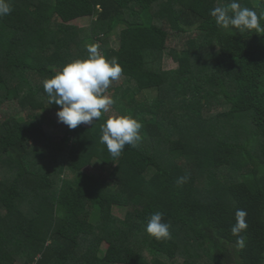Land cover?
I'll list each match as a JSON object with an SVG mask.
<instances>
[{"label": "trees", "instance_id": "obj_1", "mask_svg": "<svg viewBox=\"0 0 264 264\" xmlns=\"http://www.w3.org/2000/svg\"><path fill=\"white\" fill-rule=\"evenodd\" d=\"M9 2L0 18V264H264V32L218 27L210 11L231 0ZM238 2L264 13V0ZM87 17V28L71 24ZM91 44L118 58L120 84L94 125L69 129L43 82L86 59ZM126 114L143 139L114 158L101 125ZM93 162L105 175L88 171ZM237 209L247 212L243 250L231 233ZM155 212L170 239L146 232Z\"/></svg>", "mask_w": 264, "mask_h": 264}, {"label": "clouds", "instance_id": "obj_2", "mask_svg": "<svg viewBox=\"0 0 264 264\" xmlns=\"http://www.w3.org/2000/svg\"><path fill=\"white\" fill-rule=\"evenodd\" d=\"M9 0H0V18L12 12ZM210 16L215 19L218 27L224 30L231 28L240 32L256 30L264 32L260 15L256 11L242 7L238 0H231L226 6H215L210 11ZM99 46H87L86 59H76L64 66L54 77L43 82L44 92L47 94L49 104L55 103L60 110L56 113L58 122L69 129H75L80 124L94 125L102 113H107L115 103L107 93L110 84L118 80L123 68L117 57L106 58L98 50ZM142 123L131 114L114 115L101 125V143L115 158L119 157L126 145L136 148L142 141ZM188 177H179L178 185L187 182ZM247 212L237 209L235 212L236 223L231 227L235 236L236 247L243 250L246 246L242 233L248 228L246 222ZM170 222L164 221L161 212H155L148 220L146 232L157 240L171 238Z\"/></svg>", "mask_w": 264, "mask_h": 264}, {"label": "rangeland", "instance_id": "obj_3", "mask_svg": "<svg viewBox=\"0 0 264 264\" xmlns=\"http://www.w3.org/2000/svg\"><path fill=\"white\" fill-rule=\"evenodd\" d=\"M252 3L254 2H257L258 0H251ZM91 18L90 17H87V18H82V19H78L76 21H73L71 24L73 25H76L78 27H82V28H87L88 25H90V22H91ZM121 27H119L118 30H120ZM118 30L116 29L114 31L113 34H111L109 36V39L111 41L112 44H114V42H117V34H118ZM195 34L192 33L191 34V37H194ZM169 44H173L172 42H169ZM176 44H180L181 43H176ZM120 83H117L116 81H113L111 84H110V87L109 89L107 90V93L108 95H110L111 97L113 96V87L116 86V85H119ZM154 96V92H149L148 93V97L149 98H153ZM23 115V114H21ZM45 133L50 136L52 139H57L58 137H60L62 135V133H53V130L49 127H45ZM12 138L15 142H19L21 140H23L25 138V134L19 130L17 131H14L12 134ZM88 171L93 174V175H96V176H99L100 173H102V175H105L104 173V169L101 168V165L99 164V162H93L91 166H89L88 168ZM222 173L228 178V175H229V171L227 169H224L222 171ZM114 214L118 217V218H123L124 217V213H125V210L124 209H114Z\"/></svg>", "mask_w": 264, "mask_h": 264}]
</instances>
